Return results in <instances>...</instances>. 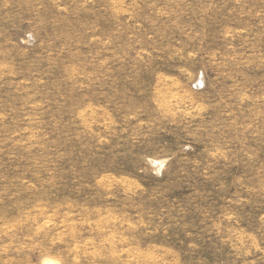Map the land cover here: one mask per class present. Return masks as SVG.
<instances>
[{"label": "rangeland", "instance_id": "obj_1", "mask_svg": "<svg viewBox=\"0 0 264 264\" xmlns=\"http://www.w3.org/2000/svg\"><path fill=\"white\" fill-rule=\"evenodd\" d=\"M0 264H264V0H0Z\"/></svg>", "mask_w": 264, "mask_h": 264}, {"label": "bare ground", "instance_id": "obj_2", "mask_svg": "<svg viewBox=\"0 0 264 264\" xmlns=\"http://www.w3.org/2000/svg\"><path fill=\"white\" fill-rule=\"evenodd\" d=\"M47 261H48V260H47ZM47 261H46V262H47Z\"/></svg>", "mask_w": 264, "mask_h": 264}]
</instances>
